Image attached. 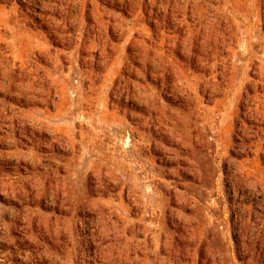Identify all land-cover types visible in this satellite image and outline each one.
I'll list each match as a JSON object with an SVG mask.
<instances>
[{
  "label": "rangeland",
  "instance_id": "1",
  "mask_svg": "<svg viewBox=\"0 0 264 264\" xmlns=\"http://www.w3.org/2000/svg\"><path fill=\"white\" fill-rule=\"evenodd\" d=\"M234 233L264 247V0H0V264H242Z\"/></svg>",
  "mask_w": 264,
  "mask_h": 264
},
{
  "label": "trees",
  "instance_id": "2",
  "mask_svg": "<svg viewBox=\"0 0 264 264\" xmlns=\"http://www.w3.org/2000/svg\"><path fill=\"white\" fill-rule=\"evenodd\" d=\"M262 230L257 233L259 237L258 240H261L260 236L262 235ZM234 240H235V255L238 261L242 262V264H247L248 260L251 258L256 259L261 263L263 261L264 255V247L256 248L254 251L248 249V247H243L241 242H239L238 235L234 233Z\"/></svg>",
  "mask_w": 264,
  "mask_h": 264
}]
</instances>
